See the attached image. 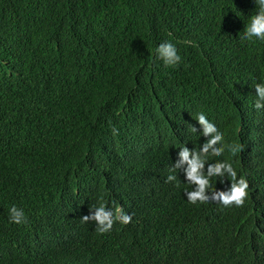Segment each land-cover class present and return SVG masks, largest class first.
Listing matches in <instances>:
<instances>
[{"label": "trees", "instance_id": "1", "mask_svg": "<svg viewBox=\"0 0 264 264\" xmlns=\"http://www.w3.org/2000/svg\"><path fill=\"white\" fill-rule=\"evenodd\" d=\"M253 9L0 0V264H264L260 241L245 236L255 222L239 228L217 202L190 204L182 170L165 182L180 147L205 143L190 130L199 111L251 152L242 174L249 162L264 170V110L254 107L264 42L240 39ZM169 39L194 41L177 44V67L155 57ZM100 203L133 222L100 235L81 219ZM13 205L27 223H9Z\"/></svg>", "mask_w": 264, "mask_h": 264}, {"label": "clouds", "instance_id": "2", "mask_svg": "<svg viewBox=\"0 0 264 264\" xmlns=\"http://www.w3.org/2000/svg\"><path fill=\"white\" fill-rule=\"evenodd\" d=\"M252 3L254 9L246 16L247 23L244 22L245 27L240 39L250 43L264 42V0H252ZM178 43L189 45L194 44V41L174 43L169 39L156 47L155 57L163 61L165 67H177L182 63ZM255 94V109L264 110V80L255 84ZM195 121L196 124H192L190 130L193 133H200L203 136L201 141L205 143L199 151L190 149L187 144L180 147L165 182L177 181L176 173L182 170L185 182L193 186L191 191L184 193L190 204L217 202L227 208L228 215L233 216V220L229 221L239 228L244 223L250 225L255 222L253 228L251 225L250 227L245 225V236L257 237L260 241L258 247L264 253V170H257L249 162L251 170L248 174H242L243 165L251 152L249 151L246 156L239 152L241 150L239 144H226L225 133L209 119L206 112L199 111ZM112 134L118 136L119 129L113 126ZM226 150L231 154H225ZM262 151L264 154V148ZM210 156H214L216 162L209 163ZM214 178L226 180L230 185L222 190L213 189L211 181ZM106 203L89 209V214L82 216V222H94L100 235L110 232L116 223L126 226L133 222V216L126 213L123 207L110 208ZM8 219L9 223L15 225L27 223L25 211L16 205L10 207Z\"/></svg>", "mask_w": 264, "mask_h": 264}]
</instances>
